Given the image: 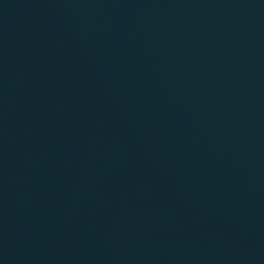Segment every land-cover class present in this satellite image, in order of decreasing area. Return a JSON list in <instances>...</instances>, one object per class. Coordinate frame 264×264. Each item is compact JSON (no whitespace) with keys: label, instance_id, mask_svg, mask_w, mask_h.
I'll list each match as a JSON object with an SVG mask.
<instances>
[{"label":"water","instance_id":"obj_1","mask_svg":"<svg viewBox=\"0 0 264 264\" xmlns=\"http://www.w3.org/2000/svg\"><path fill=\"white\" fill-rule=\"evenodd\" d=\"M0 264H264V0H0Z\"/></svg>","mask_w":264,"mask_h":264}]
</instances>
